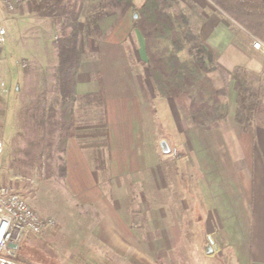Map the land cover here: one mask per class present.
<instances>
[{
    "label": "crops",
    "instance_id": "obj_1",
    "mask_svg": "<svg viewBox=\"0 0 264 264\" xmlns=\"http://www.w3.org/2000/svg\"><path fill=\"white\" fill-rule=\"evenodd\" d=\"M178 1L199 25L213 63L230 75L241 68L261 73L264 55L253 49L248 34L208 0ZM14 16L6 21H14ZM126 19L119 20V27L114 26L115 18L105 27L98 21L100 30L113 37L86 43L90 53L98 45L95 49L105 56V68L99 56L83 62L76 92L94 93L100 81L106 117L101 122L97 114L96 121L77 127L69 140L66 175L57 179L69 189L68 205L64 213L41 215L58 220L43 236L51 233L52 242L77 243L66 248L61 244L65 255L97 259L94 264H173L172 253L183 243L191 240L200 246L204 236L212 234V253H206V246L201 250L205 258L220 251L231 264H264V125L249 126L229 80L226 118L191 126L173 100L157 95L143 65L147 60L143 39ZM125 41L136 50V64L141 67L137 72H130L122 49ZM5 49L1 74L6 88L0 95L8 97L12 79L21 82L24 71L17 78L12 74L9 61L3 59ZM16 94L18 88L14 98ZM162 141L168 154L161 152ZM3 156L0 185L10 184ZM144 195L148 196L145 208ZM188 209L195 211L190 224L201 234L183 231L189 225Z\"/></svg>",
    "mask_w": 264,
    "mask_h": 264
},
{
    "label": "trees",
    "instance_id": "obj_2",
    "mask_svg": "<svg viewBox=\"0 0 264 264\" xmlns=\"http://www.w3.org/2000/svg\"><path fill=\"white\" fill-rule=\"evenodd\" d=\"M208 1L232 24L264 45V0ZM27 2L30 16L51 21L54 36L49 44L54 51V62L48 70L35 67L41 70L37 73L36 86L23 100L18 94L17 113L23 117L25 129L16 136L22 140L24 148L17 156L12 148L15 153L12 155L13 168L8 174L31 170L47 177L49 165H53L57 177H65L67 144L76 136L77 127L87 126L95 114L101 122L105 121V99L100 81L94 93L76 92L80 65L97 59L86 49L87 41L107 38L98 23V15L105 10L118 20L131 14V27L139 32L144 42L147 60L143 65L157 95L173 100L191 126H208L226 118L229 80L233 82L236 103L246 114L249 126L264 125L256 101L257 95L264 92V85L260 83L254 87L238 71L230 77L227 71L213 63L211 53L201 41L199 25L191 20L178 0H141L140 4L136 0ZM47 71L51 73L48 75ZM23 78L24 75L21 81ZM4 186L13 188L7 183Z\"/></svg>",
    "mask_w": 264,
    "mask_h": 264
},
{
    "label": "rangeland",
    "instance_id": "obj_3",
    "mask_svg": "<svg viewBox=\"0 0 264 264\" xmlns=\"http://www.w3.org/2000/svg\"><path fill=\"white\" fill-rule=\"evenodd\" d=\"M27 1L19 9V11L17 12V16H14L15 18L13 17V19H15L14 21L10 20L3 22V26L6 30V49L4 51L3 59L9 61L11 72L16 78L17 73L20 71L22 72V70L24 71V78L23 81H19V83L16 82L17 80L13 78L14 80L12 79L11 90H9L11 91V94L8 95V97L0 95V140L6 145L5 155L3 156L2 153L4 160V164L2 165L4 171L7 172V181L10 182V184L8 185L12 186L18 193L23 195L27 203L35 207L36 211L40 215L47 216L48 214H59L62 211L64 213V208L66 209L68 205L67 201L69 199L66 194V191L69 189L66 186H63V184L58 181L61 180V177H57L59 175L54 166L49 165L48 173L45 172L47 174L45 176L47 177H41V175L38 176L36 172L31 170L14 172L19 176L17 177V179H13V172L11 173V175L8 174L13 168L12 155H14L15 153V156L19 155L20 153L17 154V152H19L22 147L24 148L22 140L16 136L17 132L24 131L25 123L23 117L19 116V114L17 113L18 105L16 104V102L18 95L16 94L15 98L13 97L14 88H19L18 94L20 95V99L23 100L24 97L32 91V88L36 86L37 76H39L38 74L41 73V70H35V67L38 66L41 69L45 67L44 70H48L52 66L51 62H54V51L49 44L50 40L54 36L53 30L50 26L52 25L50 23L51 21L41 20L30 16L28 12ZM100 15L101 16H99V21L104 27L107 26L114 18V26L119 27L120 19L118 20L114 15L110 16V14L106 10ZM130 16V13L126 15V21L130 19ZM105 33L107 35V38L113 37L112 33H109L107 31ZM249 37L251 39L252 47L254 42L260 43V45L262 46L261 50H255L264 55V45L261 43V41L253 39L251 36ZM93 40L103 41L105 39L93 38ZM97 46V44L95 46H92L93 53H89L92 55H96V58L99 56L100 66L104 70L105 56L96 51L95 48ZM122 49H124L125 56L128 59L129 69L131 70L130 72L134 73L137 72V69H141V67L138 68L139 65L136 64L137 55L134 46L129 41H125L123 42ZM236 71L240 72V75H245L247 81L253 84L254 87H257L258 85H260V83L262 86L264 85V67L261 73L255 70H246L244 68L237 69ZM236 71H234L230 76L232 77ZM47 73L49 75L51 71H47ZM128 80L129 79H126V82H128ZM127 84L129 85V83ZM256 101L258 110L264 117V92H260L259 95H257ZM19 102L20 100L18 101V103ZM15 108H17V111L14 114L13 111ZM91 119L93 122L96 121L97 115H92ZM161 119L162 118H160V121ZM90 144L91 143H87V145ZM13 147L16 150L15 153H13ZM88 147L93 149L92 146ZM31 173L33 174V176L30 175ZM21 174H23V176ZM52 180H55V182H51ZM137 200L134 199V201ZM147 204L148 196L144 195V201H142L141 205L143 208H145ZM133 213H136V211H134ZM191 213H193L192 216L195 217L194 210L188 209L187 213H185L187 216V218H185V221H188L189 225L184 226L183 231L185 232V234H201L200 229L190 224L193 220V218H191L192 216L190 215ZM49 218L54 219L56 225H58V220L56 218H54L53 216ZM138 218L139 220H141V218L143 219L142 216H139ZM51 235L52 234L50 233L49 235L41 236L42 238H34L27 235L15 250V258H18V260H21L26 264H89L86 262L88 261L87 259H89V261L94 264L95 260H91L89 257H78L77 259L70 257V255H68L67 257L65 255V250H63V248L61 247V244H64V247L66 248L69 245L73 246L77 243H61L62 241L52 242L49 240ZM210 235L212 236V234L204 236V241L200 246L195 245V243L191 240L183 243L181 248L173 251L172 263L231 264L227 255L220 251H214L212 255L213 257H210L209 259L205 258L202 255L201 250H203V247L208 245L207 236L210 237ZM56 236H58V234ZM69 253L73 254L72 252ZM96 262L98 263L97 259Z\"/></svg>",
    "mask_w": 264,
    "mask_h": 264
},
{
    "label": "built area",
    "instance_id": "obj_4",
    "mask_svg": "<svg viewBox=\"0 0 264 264\" xmlns=\"http://www.w3.org/2000/svg\"><path fill=\"white\" fill-rule=\"evenodd\" d=\"M26 1L0 0V90L6 88L1 74V56L6 36L3 22L17 14ZM253 48L261 50L262 46L254 42ZM3 150L4 145L0 140V156ZM54 227L52 218L39 215L13 188L0 185V264H26L15 259L17 248L12 249L10 245L18 247L27 235L38 238Z\"/></svg>",
    "mask_w": 264,
    "mask_h": 264
},
{
    "label": "water",
    "instance_id": "obj_5",
    "mask_svg": "<svg viewBox=\"0 0 264 264\" xmlns=\"http://www.w3.org/2000/svg\"><path fill=\"white\" fill-rule=\"evenodd\" d=\"M136 17H137V15L134 14V18H136ZM159 147H160L161 152L163 154H168L169 153V148H168L167 144L164 141L160 142ZM213 245H214L213 240L210 237H208V245L206 246V253L207 254H211L212 253ZM10 247L12 249H16L17 248L16 245H10Z\"/></svg>",
    "mask_w": 264,
    "mask_h": 264
}]
</instances>
